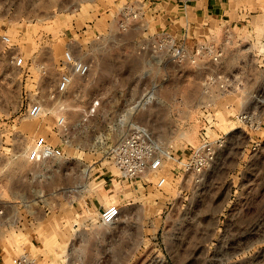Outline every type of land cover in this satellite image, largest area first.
<instances>
[{
	"label": "rangeland",
	"instance_id": "obj_1",
	"mask_svg": "<svg viewBox=\"0 0 264 264\" xmlns=\"http://www.w3.org/2000/svg\"><path fill=\"white\" fill-rule=\"evenodd\" d=\"M127 1L0 0V259L28 253L38 264H264V0L187 8L156 0L146 30L120 33L116 14ZM186 27L190 45L223 46L221 63L167 62L144 77L136 38L166 29L180 36ZM67 48L92 71L62 98L67 124L58 128L55 113L34 118L28 107L38 99L56 106L50 90ZM17 53L23 69L13 63ZM218 69L240 76L236 91L204 92L205 77ZM149 87L155 99L144 106ZM242 111L254 113L255 127L236 117ZM136 124L184 161L201 134L224 142L199 176L173 159L159 173L126 179L113 154ZM44 147L51 158L28 160ZM161 174L167 182L158 187ZM112 205L121 216L106 224L101 213Z\"/></svg>",
	"mask_w": 264,
	"mask_h": 264
},
{
	"label": "built area",
	"instance_id": "obj_2",
	"mask_svg": "<svg viewBox=\"0 0 264 264\" xmlns=\"http://www.w3.org/2000/svg\"><path fill=\"white\" fill-rule=\"evenodd\" d=\"M168 1L187 8L198 1L205 0ZM155 3H157L156 0H129L121 5L117 11L115 22L118 31L120 33L138 32L142 27L146 30L147 25L150 23L148 14L154 15L156 12ZM190 32V27H186L183 32L181 31V35L178 36L176 33L166 29L152 34L149 33L142 39L136 38V53L144 55V63L147 64V68L143 72L145 74L144 77L151 75L153 68L161 70L167 62H171L173 65H183L187 62L196 63L200 57H207L209 60L220 64L224 54L223 46L214 41L208 44L197 41L190 45L188 42ZM145 33L147 32L145 31ZM2 39L5 42L11 41L8 35H2ZM62 61L63 70L59 74L55 86L50 90V97L56 102V106L50 110L43 100L38 99L28 107V115L34 118L55 113L54 125L58 128L67 124L65 106L61 102L62 98L70 92L77 78H87L92 71V63L77 55L71 48L66 49ZM13 63L22 69L26 66L24 57L18 53L13 56ZM239 77V75L229 74L220 69L214 70L204 79V92L207 95H211L212 87L218 88L222 94L236 91L240 85ZM141 99L144 101V106L152 102L155 99L153 87L147 88L142 93ZM100 106V99L95 100L89 107L90 112L97 113ZM202 107L206 108V111L207 109L212 110L213 103L205 102ZM132 110H134L132 106L126 108L128 112ZM236 117L251 127H255L257 123L254 113L249 111H242ZM124 123V119L119 118L116 124L120 126ZM200 140L199 146L194 148L190 157L184 161L164 149L160 140L148 126L136 124L133 132L115 147L113 162L120 175L126 179H144L150 173H159L166 168L167 162L173 159L180 165L179 170L181 168L185 172L199 176L215 163L221 150L220 147L223 146L224 142L222 137L211 140L205 134H201ZM52 156L53 151L49 147L36 148L27 154L28 160L32 162L43 161ZM172 171L174 174L178 172L174 168ZM166 182L167 175L161 174L156 184L158 187H162ZM3 213L4 211L0 209V214ZM120 216L121 211L118 205L107 206L101 213L102 221L106 224L114 223ZM0 264L38 263L28 253H21L11 256L8 262L1 259Z\"/></svg>",
	"mask_w": 264,
	"mask_h": 264
},
{
	"label": "crops",
	"instance_id": "obj_3",
	"mask_svg": "<svg viewBox=\"0 0 264 264\" xmlns=\"http://www.w3.org/2000/svg\"><path fill=\"white\" fill-rule=\"evenodd\" d=\"M109 25L112 27L113 26V24L112 23H109ZM116 25V24H115ZM1 260V259H0Z\"/></svg>",
	"mask_w": 264,
	"mask_h": 264
},
{
	"label": "bare ground",
	"instance_id": "obj_4",
	"mask_svg": "<svg viewBox=\"0 0 264 264\" xmlns=\"http://www.w3.org/2000/svg\"><path fill=\"white\" fill-rule=\"evenodd\" d=\"M142 101V99H140V101L139 102H141Z\"/></svg>",
	"mask_w": 264,
	"mask_h": 264
}]
</instances>
